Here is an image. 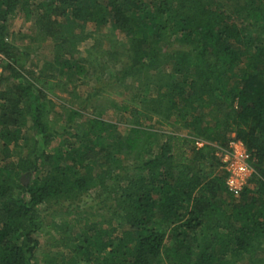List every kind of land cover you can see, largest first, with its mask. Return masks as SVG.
<instances>
[{
	"label": "trees",
	"instance_id": "obj_1",
	"mask_svg": "<svg viewBox=\"0 0 264 264\" xmlns=\"http://www.w3.org/2000/svg\"><path fill=\"white\" fill-rule=\"evenodd\" d=\"M20 14L74 81L89 74L78 43L111 24L142 96L121 108L128 123L97 113L74 127L70 109L60 129L56 99L28 77L31 48L11 38ZM0 54V264H264V0H0ZM229 134L256 170L238 198L212 145L228 148ZM117 154L133 164L114 166ZM94 188L99 206L77 205ZM52 201L70 203L52 223L69 247L40 258V207Z\"/></svg>",
	"mask_w": 264,
	"mask_h": 264
},
{
	"label": "rangeland",
	"instance_id": "obj_2",
	"mask_svg": "<svg viewBox=\"0 0 264 264\" xmlns=\"http://www.w3.org/2000/svg\"><path fill=\"white\" fill-rule=\"evenodd\" d=\"M95 26L90 24L86 27L85 33L90 35L94 32ZM11 38L21 47L31 48L32 58L29 68L28 77L34 79L41 76L43 83H46V92L49 97L56 99V111L60 114V129L64 126L78 127L87 116H95L101 113L104 118L118 123H128L130 113L124 112L121 108L125 105L140 106V97L135 94L138 92V80H134L132 76L125 77L122 71L131 64V51L124 44L123 37L113 31L111 24L101 34L93 33L92 37L88 36L85 40L78 43L75 52L76 57L85 60L89 65V74L83 80L74 81L69 75H62L61 72L55 71L51 63L53 58L54 42L46 41L44 43L33 36L28 37L33 32V26L29 22L24 21V17L20 14L10 24ZM28 35V36H26ZM173 41V38L169 40ZM177 42L167 43L164 48L172 50L178 48ZM125 77V78H124ZM18 82V81H17ZM38 84V83H36ZM42 85V83H40ZM5 87V83L2 85ZM44 87V86H43ZM155 93V88L148 90L143 89L142 94L150 95ZM70 109H76L79 115L76 122L70 126L67 124ZM151 126L160 133L172 131V128L166 124L154 119L150 121ZM24 136L37 137L35 130L22 132ZM235 135H228V145ZM39 138V137H38ZM163 136H160V139ZM216 147V155L220 160L221 152L226 147L214 142ZM122 160L124 165H132V161L122 155H114L109 160L114 166ZM221 162V161H220ZM25 181H27L25 179ZM250 182V181H249ZM249 184V183H248ZM97 188L86 193L77 203L81 208H89L90 206L98 207L101 200L104 199L105 193H98ZM229 201L233 200L230 196L226 197ZM68 202H50L40 207L39 218L43 227L37 232V237L41 241L37 255L41 258L45 252L68 251L69 246H62L58 242L59 235L53 228L52 223L60 220L63 212L69 208ZM76 204L71 205V209ZM64 214V213H63Z\"/></svg>",
	"mask_w": 264,
	"mask_h": 264
},
{
	"label": "built area",
	"instance_id": "obj_3",
	"mask_svg": "<svg viewBox=\"0 0 264 264\" xmlns=\"http://www.w3.org/2000/svg\"><path fill=\"white\" fill-rule=\"evenodd\" d=\"M4 57L0 54V77L3 75ZM198 145H202L198 142ZM220 161L225 171V183L230 195L238 198L255 174L254 159L245 144L235 136L228 148L221 152Z\"/></svg>",
	"mask_w": 264,
	"mask_h": 264
}]
</instances>
